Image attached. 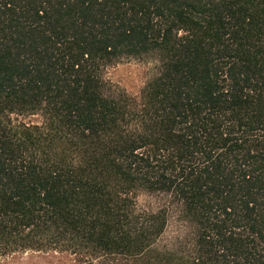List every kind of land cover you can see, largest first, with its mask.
Wrapping results in <instances>:
<instances>
[{"label":"trees","instance_id":"16d2710c","mask_svg":"<svg viewBox=\"0 0 264 264\" xmlns=\"http://www.w3.org/2000/svg\"><path fill=\"white\" fill-rule=\"evenodd\" d=\"M12 263L264 264V0H0Z\"/></svg>","mask_w":264,"mask_h":264},{"label":"rangeland","instance_id":"374dc122","mask_svg":"<svg viewBox=\"0 0 264 264\" xmlns=\"http://www.w3.org/2000/svg\"><path fill=\"white\" fill-rule=\"evenodd\" d=\"M151 73L149 64L137 59H124L111 67L107 76L113 84L134 94L141 89Z\"/></svg>","mask_w":264,"mask_h":264}]
</instances>
